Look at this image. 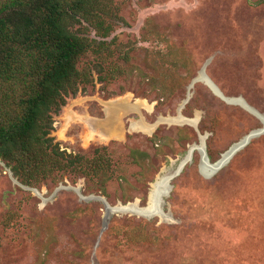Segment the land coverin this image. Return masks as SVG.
<instances>
[{"label":"rangeland","instance_id":"obj_1","mask_svg":"<svg viewBox=\"0 0 264 264\" xmlns=\"http://www.w3.org/2000/svg\"><path fill=\"white\" fill-rule=\"evenodd\" d=\"M103 1L105 37L72 27L93 41L78 64L93 81L50 131L66 156L102 170H54L27 186L0 159V264H264V133L212 175L201 164L262 123L198 80L264 113V0ZM185 159L161 216L111 210L145 207Z\"/></svg>","mask_w":264,"mask_h":264},{"label":"trees","instance_id":"obj_2","mask_svg":"<svg viewBox=\"0 0 264 264\" xmlns=\"http://www.w3.org/2000/svg\"><path fill=\"white\" fill-rule=\"evenodd\" d=\"M106 7L103 0H0V159L24 185L54 170L83 177L102 170L98 160L66 156L50 131L66 98L93 81L90 68L78 67L93 41L72 27L85 23L105 37Z\"/></svg>","mask_w":264,"mask_h":264},{"label":"bare ground","instance_id":"obj_3","mask_svg":"<svg viewBox=\"0 0 264 264\" xmlns=\"http://www.w3.org/2000/svg\"><path fill=\"white\" fill-rule=\"evenodd\" d=\"M200 80H201V82H203V84H205L206 87L211 88L215 93L220 94L223 98H228V97H225L223 95V93L217 88V86L207 76L201 74ZM228 101H231V98H228ZM233 102L236 103L238 106H240L242 109L246 110L247 112H249L251 110V108L248 106L249 104L247 105L243 100H241L239 98L236 100H233ZM147 108L148 107H146V109ZM254 116H256V115H254ZM257 116L259 118H261V120L264 121V113L262 115L259 114ZM196 120L197 119L192 121V123H195ZM180 121H183V119L179 118V117L174 120V122H180ZM116 128H118V127H116ZM133 128L140 129L141 131H143L145 133H150L152 131V127L150 128V127H148L142 123L133 124ZM117 136H119V135H117ZM236 144L237 143L233 144L228 150H226L225 152L222 153V155L219 158L218 164L225 163L227 160L230 159V155H231L232 151L234 149H236L237 147H239V144H237V145ZM211 170H212V167L207 166L205 168H202V173L204 175H208ZM169 175H170L169 173H164L162 176L157 177L156 181L152 184V188H151L149 195H148L147 206L145 208L139 207L136 203H129V204H126L125 206H117L111 210L116 211V212H127V213H131V214L139 215V216L153 215V213H156L157 210L161 208V197L165 193V191L167 190V186L169 184V182H168ZM161 215L162 214L159 213V216H161ZM155 218H157V217H155Z\"/></svg>","mask_w":264,"mask_h":264},{"label":"water","instance_id":"obj_4","mask_svg":"<svg viewBox=\"0 0 264 264\" xmlns=\"http://www.w3.org/2000/svg\"><path fill=\"white\" fill-rule=\"evenodd\" d=\"M198 80L199 81H201L200 80V77L198 78ZM208 89L215 95V96H217L218 98H220L222 101H224L225 103H228V104H233V105H237L236 103H234L233 102V100H236V99H238V98H233V99H231V101H228V98H223L220 94H217V93H215L211 88H209L208 87ZM250 113H252V114H254V115H256V117H258L257 115H259L257 112H255L253 109H251L250 111H249ZM258 119L260 120V122L262 123V128H260V129H258V130H255V131H252V132H250L248 135H246L240 142H238L237 144H239V147H237L236 149H234L233 151H232V153H231V155H230V157L233 155V154H235L239 149H241V148H243L252 138H254V137H256V136H259V135H261V134H263L264 133V121L263 120H261V118H259L258 117ZM242 142V143H241ZM236 144V145H237ZM189 158V156L187 157V159ZM187 159H185L184 161H182L180 164H179V166H178V168H177V170L174 172V173H172V174H170L169 175V180H168V182L175 176V175H177L179 172H180V170L182 169V167L185 165V163H186V160ZM228 161V160H227ZM226 161V162H227ZM225 162V163H226ZM219 163V160L216 162V163H214V164H209V162H208V159H207V157L205 156V155H202V159H201V164H202V166H211L212 167V170L209 172V175H212V174H214L216 171H218L225 163H221V164H218ZM208 175V176H209ZM169 184H168V186H167V190L165 191V193L162 195V197L163 196H165L167 193H168V189H169ZM161 197V198H162ZM162 201V200H161ZM147 206V205H146ZM145 206V207H146ZM145 207H141V208H145ZM159 213H161V208L160 209H158L157 210V212L156 213H153V215H159ZM153 215H146V216H143V217H151V216H153Z\"/></svg>","mask_w":264,"mask_h":264}]
</instances>
